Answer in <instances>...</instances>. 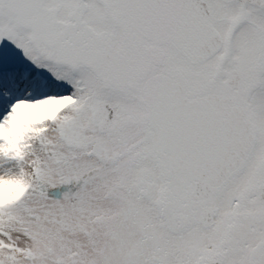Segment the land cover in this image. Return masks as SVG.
I'll return each instance as SVG.
<instances>
[{
    "label": "snow or ice",
    "instance_id": "obj_1",
    "mask_svg": "<svg viewBox=\"0 0 264 264\" xmlns=\"http://www.w3.org/2000/svg\"><path fill=\"white\" fill-rule=\"evenodd\" d=\"M0 264H264V0H0Z\"/></svg>",
    "mask_w": 264,
    "mask_h": 264
}]
</instances>
